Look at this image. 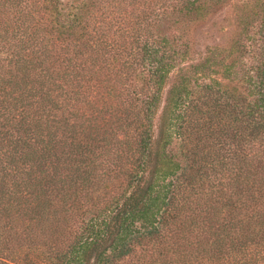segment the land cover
Masks as SVG:
<instances>
[{
    "label": "trees",
    "instance_id": "trees-1",
    "mask_svg": "<svg viewBox=\"0 0 264 264\" xmlns=\"http://www.w3.org/2000/svg\"><path fill=\"white\" fill-rule=\"evenodd\" d=\"M224 2L0 0V264H264V0L198 48Z\"/></svg>",
    "mask_w": 264,
    "mask_h": 264
},
{
    "label": "rangeland",
    "instance_id": "rangeland-1",
    "mask_svg": "<svg viewBox=\"0 0 264 264\" xmlns=\"http://www.w3.org/2000/svg\"><path fill=\"white\" fill-rule=\"evenodd\" d=\"M69 3L70 0H62ZM239 0H225L202 23L196 25L195 36L198 48L203 44H224L235 35L234 8ZM65 5V4H64Z\"/></svg>",
    "mask_w": 264,
    "mask_h": 264
}]
</instances>
